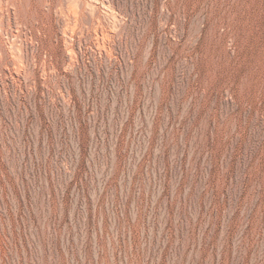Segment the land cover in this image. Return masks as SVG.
<instances>
[{"label":"rangeland","instance_id":"374dc122","mask_svg":"<svg viewBox=\"0 0 264 264\" xmlns=\"http://www.w3.org/2000/svg\"><path fill=\"white\" fill-rule=\"evenodd\" d=\"M0 264H264V0H0Z\"/></svg>","mask_w":264,"mask_h":264},{"label":"bare ground","instance_id":"6f19581e","mask_svg":"<svg viewBox=\"0 0 264 264\" xmlns=\"http://www.w3.org/2000/svg\"><path fill=\"white\" fill-rule=\"evenodd\" d=\"M75 2H77V1H75ZM75 2L73 3L74 5H75ZM73 4H72V5H73ZM6 6H7V5H6ZM7 14H8V13H7ZM14 15H15V14H14ZM5 16H6V15H5ZM9 22H10V21H9Z\"/></svg>","mask_w":264,"mask_h":264}]
</instances>
